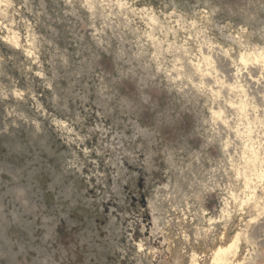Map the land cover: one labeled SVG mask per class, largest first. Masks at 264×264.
<instances>
[{"label":"rangeland","instance_id":"obj_1","mask_svg":"<svg viewBox=\"0 0 264 264\" xmlns=\"http://www.w3.org/2000/svg\"><path fill=\"white\" fill-rule=\"evenodd\" d=\"M263 46L264 0H0V264H209L242 229L240 264H264V180L243 207L242 139L191 67L238 66L260 103L264 72L230 60ZM146 109L189 127L165 137Z\"/></svg>","mask_w":264,"mask_h":264},{"label":"bare ground","instance_id":"obj_2","mask_svg":"<svg viewBox=\"0 0 264 264\" xmlns=\"http://www.w3.org/2000/svg\"><path fill=\"white\" fill-rule=\"evenodd\" d=\"M17 35L18 34L14 31H9L6 37L18 46L20 43L19 36ZM224 51L228 54L227 49ZM205 52H202L200 49V60L202 59V62H200V60L194 61L191 67L193 68V73L201 79L200 81L198 80L200 86L208 91L213 101H218V106H213L211 108L213 118L219 122L217 124L228 133L233 132L236 137L238 136L242 139L238 154L239 162L233 165L235 176L239 179L243 191L246 192L241 205L244 207V205L253 200L250 207L254 211H258L261 209V204L258 200L259 197L256 198L257 186L255 182H263L264 180V95L260 103H254V100H252L253 97L250 96V93L247 92V89H245L244 85L238 80V74L241 68L238 66L235 68L236 72H234V78H227L225 75H222V73H218L214 59H212L209 52ZM230 63L234 65L240 64L242 67L256 65L258 66L259 74L262 75L264 72V46L258 49L254 47L253 49L252 47H245V49L239 53L238 61L236 62V60L231 59ZM252 72L253 71L250 70L248 77L252 81H255L258 78L254 72ZM191 76L189 80L193 83V77ZM199 84L196 83V85ZM231 94L238 97V100L232 98V96H230ZM253 128H255V130L260 128L262 135L258 133L255 134ZM228 141L227 139L224 143V149L226 151L228 150ZM230 195L234 198L233 191H230ZM230 219L231 211L229 201L223 198V205L220 208L218 219L209 217L208 222L218 223L223 220L225 223H228ZM253 219L254 218H250V222ZM263 226L264 225L261 227ZM242 230H237L232 236H227L225 231L220 233L219 238L210 250L209 264H240L237 257L242 245L241 243L244 241L242 237L245 233ZM245 241H249L246 236ZM136 245L138 251L146 249L142 241L138 242ZM189 258L190 264H199V255L196 252H191ZM174 262L175 264H181L177 258Z\"/></svg>","mask_w":264,"mask_h":264},{"label":"clouds","instance_id":"obj_3","mask_svg":"<svg viewBox=\"0 0 264 264\" xmlns=\"http://www.w3.org/2000/svg\"><path fill=\"white\" fill-rule=\"evenodd\" d=\"M163 104V101H161ZM154 121L159 126V131L165 137L175 139L180 136L182 132H186L189 125L185 121H177L174 126L169 125L162 112H152L145 110L144 123L148 126H152ZM76 264H84L83 258L76 261Z\"/></svg>","mask_w":264,"mask_h":264}]
</instances>
